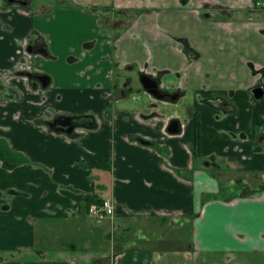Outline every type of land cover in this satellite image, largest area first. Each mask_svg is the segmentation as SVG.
<instances>
[{"label":"crops","instance_id":"0c3cea01","mask_svg":"<svg viewBox=\"0 0 264 264\" xmlns=\"http://www.w3.org/2000/svg\"><path fill=\"white\" fill-rule=\"evenodd\" d=\"M29 1L28 11L0 2V77L38 32L52 83L36 93L12 77L13 99L0 87V141L23 160L0 163V264H264V199H250L264 188V128L252 126L264 0ZM143 70L178 100L152 102ZM49 109L97 128L51 133L38 124ZM168 118L180 134H167ZM91 199L114 202L110 229L78 213ZM162 221L175 231L192 221L194 243L164 249Z\"/></svg>","mask_w":264,"mask_h":264},{"label":"flooded vegetation","instance_id":"af4514ba","mask_svg":"<svg viewBox=\"0 0 264 264\" xmlns=\"http://www.w3.org/2000/svg\"><path fill=\"white\" fill-rule=\"evenodd\" d=\"M1 6L6 7L7 10H10L11 8H15L18 7L20 8L22 11H28V7L30 6L31 2L29 0H1ZM263 9H264V3L262 5ZM6 10V11H7ZM101 18V17H100ZM103 23V17H102V22ZM91 43L86 45V49H90L91 48ZM22 55L19 58L18 61H16L15 63V67L12 73H4L3 76H5V78L0 77V87L3 86L4 92L6 97L8 98H14L16 94V92L13 90V88L11 87V83H10V78L15 77V78H24L27 79L30 84H31V92H38V91H43L46 92L48 91V89H50L51 87V83L52 80L48 75H45L41 70H42V66L38 63V61H36L38 58H43V59H51V55L49 53V41L48 38H46L45 36H43L42 34L38 33V32H33V34L31 35L30 38H27L25 40H23V44L22 46ZM141 76H148L151 79L157 81V75L154 71H147V70H143L140 73V77ZM42 77H47L50 80V83L47 87L43 86V83L40 81V78ZM140 77H139V84L142 88V91H144L146 94H148V96L150 97V99L152 100V102L155 103H163L166 105L172 104L174 102H176L177 100H172L170 97L171 96H176L177 94H171L169 92H166L165 88L161 87V85L158 83L159 86V90L160 92L166 96L165 99L163 100H159L156 97H154L153 95L149 94L144 87L142 86L141 82H140ZM32 84H34L32 86ZM36 88V89H35ZM258 88H263L264 87H258ZM1 90V89H0ZM253 91V90H252ZM126 95V91L122 92L121 94ZM253 95V94H252ZM178 96V95H177ZM179 98V96H178ZM254 98V96H253ZM264 98V97H263ZM262 98V99H263ZM44 99L46 100V98L44 97ZM255 100V98H254ZM257 101V100H256ZM49 115V116H48ZM48 116V117H47ZM38 124L43 127L44 129L50 131L51 133L57 134V135H63V136H67V137H75V136H79L78 131L79 130H94L97 128V122L95 120V118L93 116H89V115H78V116H71V115H59L56 114L54 110L49 109V111H47V113H43L40 114L38 116ZM70 120L71 121V130L70 131H66L65 128H67V121ZM78 121H89L90 123H93V126L87 125V124H82V125H75L74 122H78ZM167 134L169 135H177V134H171L169 132V127L172 124V122L174 121H178V120H172L170 118H168L167 120ZM180 123V121H178ZM180 132H181V125H180ZM180 132L178 134H180ZM7 146V144H6ZM8 147V146H7ZM0 163L2 164V166L4 168L10 169V168H15L18 167L19 165H21V163H23V160H21V163H17L16 161H11L9 159V157L7 158H1L0 159ZM14 163V164H13ZM261 184H264V179L262 181ZM250 199H264V188H262V190H260L259 194L257 195H253ZM89 201H96L94 202L91 206H87V202ZM105 201H109L111 206L114 209V213L112 216H105L104 218H97L95 216H92L90 213V209L92 207H100L102 205L103 202ZM81 207L85 208L84 214L89 217L92 218L94 220H97L99 222H103V221H110L113 220L115 218V212H116V208H115V204L112 200L110 199H104V200H95V199H91V200H87L84 205H80L79 209H78V213H80L81 211ZM165 221H162L159 224V228H160V232H164L161 233L163 235V237H160L162 239L161 241V245L164 249H169V248H173L176 247L175 244H177L176 242V237H178V242L180 239V236H176L173 237L174 235H171V232H175V230H173L170 227V222L164 224ZM181 226V225H179ZM183 226V225H182ZM167 234V235H166ZM116 238V237H115ZM119 238V237H118ZM117 238V239H118ZM162 242H166V245H163ZM192 244H188V247L191 246ZM168 246V247H167Z\"/></svg>","mask_w":264,"mask_h":264},{"label":"water","instance_id":"95a60500","mask_svg":"<svg viewBox=\"0 0 264 264\" xmlns=\"http://www.w3.org/2000/svg\"><path fill=\"white\" fill-rule=\"evenodd\" d=\"M40 81L43 83L44 87H47L50 83V80L47 77L40 78ZM140 82H141L142 86L144 87V89L149 94L156 97L157 99L163 100L166 98V96L160 92L157 81L151 79L148 76H141ZM252 94H253L255 100L259 101L264 97V90H263V88H256L252 91ZM170 98L172 100H177L178 96L177 95L171 96ZM212 104L214 106H216L217 108H220L224 111L231 110V107L228 104H226L223 100H218V101L212 102ZM74 124L75 125L87 124V125L93 126V123H90L89 121H78V122H74ZM67 126L68 127L65 128V130L70 131L71 130V121L70 120L67 121ZM169 132L171 134H178L180 132V123L178 121L172 122V124L169 127Z\"/></svg>","mask_w":264,"mask_h":264},{"label":"rangeland","instance_id":"374dc122","mask_svg":"<svg viewBox=\"0 0 264 264\" xmlns=\"http://www.w3.org/2000/svg\"><path fill=\"white\" fill-rule=\"evenodd\" d=\"M64 2L66 4L68 2V0H35L33 7L35 9L39 8V7H45V8L53 9L55 7L61 6V4H63ZM204 12L202 11L201 13L204 14ZM207 12L208 11H206V13ZM216 19H222V16L219 15ZM226 19L227 18L225 17V20ZM261 131H262V129H261ZM235 186H236L235 191H238L241 188V187H238V185H235ZM110 222L111 221L103 222L104 223L103 227L105 226V228L107 227V229H110V226H111ZM195 231H196L195 226L192 224V221H191V222H188V224L183 225L182 227L178 228V231L171 232V235H174L173 237L180 236V239H182L181 244H183V245L189 244L190 245V244L194 243L193 234L195 233ZM160 233H164V232H160ZM159 237H163V235L160 234ZM162 243H163V245L167 244L166 242H162ZM175 245H176V247H180V246H177V244H175ZM183 245H181V246H183Z\"/></svg>","mask_w":264,"mask_h":264},{"label":"trees","instance_id":"16d2710c","mask_svg":"<svg viewBox=\"0 0 264 264\" xmlns=\"http://www.w3.org/2000/svg\"><path fill=\"white\" fill-rule=\"evenodd\" d=\"M196 119V118H195ZM197 120V119H196ZM252 126L254 133L258 132L260 129L264 128V98L256 101L255 100V108H254V114H253V120H252ZM195 142L196 146L199 144V122L196 123V130H195ZM8 147L6 146V143L3 141H0V159L1 158H7L9 155L8 153ZM17 163H21L20 159H17ZM100 165V164H96ZM90 167H94L95 164H88ZM98 167V166H96ZM96 201H89L87 202V206H91Z\"/></svg>","mask_w":264,"mask_h":264},{"label":"built area","instance_id":"2783aa9c","mask_svg":"<svg viewBox=\"0 0 264 264\" xmlns=\"http://www.w3.org/2000/svg\"><path fill=\"white\" fill-rule=\"evenodd\" d=\"M90 213L92 216H95L97 218H104L106 215L112 216L114 213V209L109 201H105L100 207H92L90 209Z\"/></svg>","mask_w":264,"mask_h":264}]
</instances>
